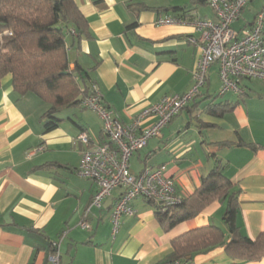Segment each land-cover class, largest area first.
<instances>
[{
  "label": "crops",
  "instance_id": "1",
  "mask_svg": "<svg viewBox=\"0 0 264 264\" xmlns=\"http://www.w3.org/2000/svg\"><path fill=\"white\" fill-rule=\"evenodd\" d=\"M74 2L88 22L89 35L69 47L71 68L78 62L89 73L120 123H131L163 97L191 87L200 50L189 39L199 34L190 25L156 22L173 16V8L215 19L206 2ZM263 8L264 0L252 1L234 30L250 29ZM239 85L241 93L219 96V67L213 65L200 96L161 137L131 158L130 170L138 175L145 167L165 166L178 195L187 199L210 172L212 157L222 161L226 177L240 191L236 224L244 237L255 240L264 233V82L247 79ZM226 103L234 109L223 116L208 112L211 105ZM48 109L34 95L20 96L10 75L0 80V264H56L51 261L55 242H60L57 264H161L171 259L173 240L187 232L215 226L227 235L225 204L219 201L165 231L156 219V206L141 198L132 202L134 214L122 217L114 235L111 214L121 190L112 192L100 209L91 207L97 186L77 175L83 151L78 135L87 132L93 142L105 141L99 116L83 105L64 109L57 115L59 126L44 133L42 117ZM153 122L145 121L143 128ZM88 209L91 229L84 230L79 224ZM190 261L264 264V258L233 260L225 247L196 254Z\"/></svg>",
  "mask_w": 264,
  "mask_h": 264
},
{
  "label": "trees",
  "instance_id": "2",
  "mask_svg": "<svg viewBox=\"0 0 264 264\" xmlns=\"http://www.w3.org/2000/svg\"><path fill=\"white\" fill-rule=\"evenodd\" d=\"M140 9L148 8L140 5ZM170 11L173 17L189 16L187 8ZM88 31V22L74 0H0V80L10 75L20 96L31 94L49 105L42 117L44 133L59 126L57 115L62 110L83 105L96 84L78 62L71 68L68 56L69 47L79 45ZM233 109L234 105L217 104L208 112L221 117ZM212 158V168L195 193L180 205L157 206L155 215L162 229L169 231L219 201L225 204L223 221L228 233L215 226L187 232L173 240V255L166 262L190 261L196 254L220 247L233 260L264 258V233L255 240L242 235L236 224L240 191L226 177L222 161Z\"/></svg>",
  "mask_w": 264,
  "mask_h": 264
},
{
  "label": "built area",
  "instance_id": "3",
  "mask_svg": "<svg viewBox=\"0 0 264 264\" xmlns=\"http://www.w3.org/2000/svg\"><path fill=\"white\" fill-rule=\"evenodd\" d=\"M252 1L205 0L215 19L164 16L157 20V26H192L199 37H191L189 42L200 50V57L192 75L193 83L185 93L163 97L157 104L139 113L131 123H120L104 103L99 86H91L90 95L82 104L99 116L105 141L95 143L87 132L78 135L76 142L83 146V151L77 175L97 186L91 207L100 209L112 192L121 190L111 214L114 235L122 217L134 214L132 202L138 198L165 208L183 203L184 199L178 195L174 180L167 176L165 166L145 167L140 174L133 175L130 160L152 139L161 137L173 119L200 96L208 83L211 67H219V96L229 92L241 93V80L264 82V8L250 29L237 33L233 28ZM149 119H154V122L143 128L144 122ZM89 213L90 209L79 224L84 230L91 229L87 221ZM59 245L60 242L52 244L57 252L51 256V261L56 264L59 262ZM161 264L195 263L180 260Z\"/></svg>",
  "mask_w": 264,
  "mask_h": 264
}]
</instances>
